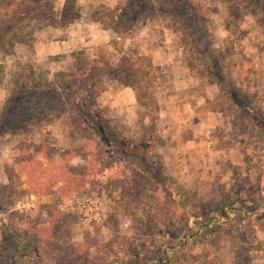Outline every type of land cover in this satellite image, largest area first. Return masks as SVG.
I'll return each mask as SVG.
<instances>
[{
    "label": "rangeland",
    "instance_id": "374dc122",
    "mask_svg": "<svg viewBox=\"0 0 264 264\" xmlns=\"http://www.w3.org/2000/svg\"><path fill=\"white\" fill-rule=\"evenodd\" d=\"M125 1L75 0L74 20L33 21L28 42L0 58V264H264V0ZM50 2L59 18L65 0ZM101 30L110 38L96 39ZM79 51L90 72L74 88L39 92L31 77L18 82L29 68L35 81L73 73ZM123 57L156 70L135 80L122 71ZM178 84L189 102L183 125L163 117ZM151 109L158 138L149 155ZM93 111L111 133L97 162L103 173L132 166L157 187L142 191L119 229L109 216L121 210L102 178L62 200L55 188L48 196L23 192L19 148L80 149L76 126ZM7 168L16 174L10 192ZM93 199L107 219L102 227L88 226L76 205ZM50 210L59 215L53 242L36 240V230L28 239L31 228L48 225Z\"/></svg>",
    "mask_w": 264,
    "mask_h": 264
},
{
    "label": "trees",
    "instance_id": "16d2710c",
    "mask_svg": "<svg viewBox=\"0 0 264 264\" xmlns=\"http://www.w3.org/2000/svg\"><path fill=\"white\" fill-rule=\"evenodd\" d=\"M115 1L117 2V6H122L121 4L125 0ZM52 11L53 5L50 0H0V28L3 30L1 36L3 41L0 42V58L3 59L4 56L12 54L17 43L28 42L31 34V30L28 27L31 26L33 21L56 27L77 17L75 0H65L59 18H54ZM34 18L36 20H33ZM113 27H115L114 30L116 32L120 30L118 29L120 26L116 24ZM5 47L8 48L4 50ZM73 57L75 58L76 66L73 73L59 71L53 74L51 80L41 78L40 81L38 78L35 81L32 77L34 72L29 68L20 75L18 82L22 83L24 79L31 77V87L39 92L74 88L90 72V62L87 61L82 51L76 52ZM121 60L123 65L122 71H125V74H130L135 80L142 81L146 75H151L156 70L150 62L147 65H143L139 58L131 61L127 57H123ZM120 79H123L122 76ZM122 83L125 86L129 85L126 81ZM138 90V87H133V92L137 98L140 95ZM146 99H148L149 103L144 105L150 109L152 102L148 98V95ZM153 105L155 107V104ZM151 112H154L155 116L151 119V130L154 135L150 134L152 140L146 142L149 155H152L151 148L158 138L156 135L157 109L155 111L151 109ZM88 117L90 120L89 118L85 119L87 121V123L85 122L86 124L80 121L76 126L79 136L83 139V147L80 149H67L63 152H57L45 144L33 145V149L26 144L19 148L22 161L21 170L25 174L26 184V189L23 192L24 194L36 193L48 196L53 195L52 189L55 188L57 198L62 200L85 189L96 178H102L105 180V183L102 185L104 195L107 198H111L121 210L109 216L111 220L116 221L115 227L119 229L120 227L127 226L129 223L128 213L134 210L139 200L143 202L141 200L147 194L143 195L142 191H148V187L149 189L153 187L152 190H156L157 187L154 186L151 180H147L144 177L141 178V174L136 172L132 166L123 165L122 168L118 166L111 174L103 173L101 166L97 162L103 158L104 154L109 153L108 143L111 133L105 132L102 129L103 116L99 112L93 111ZM113 130L115 131V128ZM107 136L108 139L106 138ZM104 138L107 140L106 142ZM131 157L133 158V156ZM116 165L120 164L117 163ZM6 174L8 185L4 186L3 189L5 192H10L14 190L13 184L16 174L10 168L6 169ZM43 217L48 225L46 227L39 225L34 229L31 228L30 232L27 233L28 239H30L29 235L31 232L36 230V240L41 241L42 239H46L49 242H53L54 227L59 221V215L54 210H50Z\"/></svg>",
    "mask_w": 264,
    "mask_h": 264
},
{
    "label": "crops",
    "instance_id": "0c3cea01",
    "mask_svg": "<svg viewBox=\"0 0 264 264\" xmlns=\"http://www.w3.org/2000/svg\"><path fill=\"white\" fill-rule=\"evenodd\" d=\"M80 3V2H79ZM100 4H104L105 6H115V1L114 0H85V4L83 3H80L81 6H100ZM63 3H61L59 6H62ZM101 32L103 33H100L99 36H92L93 37V40L94 38L96 37L97 38H100V39H108L110 38L109 35L111 34H107V31H102ZM90 42H93V41H90ZM179 73V72H178ZM180 86H183L181 87L182 88V92H180L179 94L177 93L176 94V100L173 101H169V102H166V104L164 103L165 105V114H164V120L168 119V121L170 123H173V124H185V121L183 122V119L181 118V116L185 113L183 112V109L185 107V104L187 105L189 102L188 100L186 99V95H185V91H186V94H187V90L185 89V86L184 85H181V84H178ZM172 90V89H171ZM179 107L180 111L176 109V107ZM163 121V118L161 119V122ZM198 122H201V120L197 119ZM164 129V127H163ZM162 129V130H163ZM168 130V126H167V129ZM170 130V129H169Z\"/></svg>",
    "mask_w": 264,
    "mask_h": 264
},
{
    "label": "built area",
    "instance_id": "2783aa9c",
    "mask_svg": "<svg viewBox=\"0 0 264 264\" xmlns=\"http://www.w3.org/2000/svg\"><path fill=\"white\" fill-rule=\"evenodd\" d=\"M30 200L33 201L35 199L33 196H30ZM18 205L21 207L26 206L23 203ZM76 205L78 206L79 213H81L83 220L87 222L88 226H91L90 224H94L102 227L104 222L107 220L97 199L86 200L80 203L76 202Z\"/></svg>",
    "mask_w": 264,
    "mask_h": 264
}]
</instances>
